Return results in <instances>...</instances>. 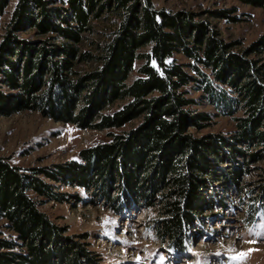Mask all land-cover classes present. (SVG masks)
I'll return each mask as SVG.
<instances>
[{
	"label": "trees",
	"instance_id": "obj_1",
	"mask_svg": "<svg viewBox=\"0 0 264 264\" xmlns=\"http://www.w3.org/2000/svg\"><path fill=\"white\" fill-rule=\"evenodd\" d=\"M10 1L0 0V17ZM238 1L264 9V0ZM206 12L235 19L225 9ZM110 16L105 39L87 41L93 21ZM29 32L34 37L22 35ZM237 46L207 18L151 0H15L0 21V114L31 110L98 130L132 125L51 168L24 170L0 157V264H99L39 209L36 197L66 200L46 179L93 188L117 213L157 205L156 236L182 254L195 225L225 209L252 164L264 163V33ZM190 84L232 116L233 131L198 134L214 115L191 108L199 101L188 97ZM257 170L249 191L264 209V165Z\"/></svg>",
	"mask_w": 264,
	"mask_h": 264
},
{
	"label": "rangeland",
	"instance_id": "obj_2",
	"mask_svg": "<svg viewBox=\"0 0 264 264\" xmlns=\"http://www.w3.org/2000/svg\"><path fill=\"white\" fill-rule=\"evenodd\" d=\"M156 8L172 11L188 10L198 18L208 19L226 41H236L240 50L264 33V9L242 3L238 0H151ZM15 0H11L6 12L0 17L7 21ZM225 9L233 20L208 18L206 11ZM115 18L93 21V32L86 33L85 39L98 43L114 27ZM23 36L31 32L23 33ZM84 48L90 46L83 45ZM143 48L140 51H146ZM264 56V54H263ZM179 62L186 59L175 55ZM137 60L128 81L138 75L142 64ZM82 71L88 69L78 65ZM184 89L188 97L197 99L192 109L204 110L214 115L209 126L198 134H228L235 128L232 116L223 115L213 105L201 98V92L193 90L192 84ZM123 102H117L107 112L117 109ZM238 111L235 115H241ZM134 123V122H133ZM103 129L80 128L75 124L62 123L44 117L39 112L26 110L11 115L0 114V157L9 164L24 170L51 168L54 164L79 159V151L97 143L110 140L109 132H120L129 128ZM253 163L252 171L243 178L240 191L227 195V206L216 215L204 218L192 229L196 235L191 242H184L182 254H175L160 242L154 232V222L160 216L157 205L130 212L117 213L108 204L94 195L92 189L60 182H47L56 191L65 193L63 202L39 199L38 207L57 225L66 229L65 235L84 243L99 264H264V209L252 199L251 188L256 189L258 166ZM41 178L45 177L40 175ZM32 196H35L31 193ZM254 216L247 222V214ZM1 224V222H0ZM81 235V237H79Z\"/></svg>",
	"mask_w": 264,
	"mask_h": 264
}]
</instances>
